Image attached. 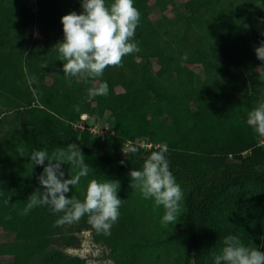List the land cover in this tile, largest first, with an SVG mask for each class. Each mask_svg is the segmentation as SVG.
<instances>
[{
    "label": "trees",
    "instance_id": "1",
    "mask_svg": "<svg viewBox=\"0 0 264 264\" xmlns=\"http://www.w3.org/2000/svg\"><path fill=\"white\" fill-rule=\"evenodd\" d=\"M134 6L140 51L97 80L69 79L57 50L60 19L79 14L81 0H0V237L19 244L7 264H86L63 251L77 248L85 231L114 264H211L228 234L264 251V135L248 120L264 105V61L255 54L264 44L255 29L264 0ZM102 81L108 94L89 96ZM82 116L103 121V134L79 129ZM69 143L90 172L67 196L83 200L91 179L119 182L120 216L107 235L87 215L57 224L61 214L47 206L23 214L42 190L43 166L31 165L30 154L58 155ZM161 148L184 194L176 225L162 224L164 209L130 187L129 171ZM62 167L65 178L77 171Z\"/></svg>",
    "mask_w": 264,
    "mask_h": 264
},
{
    "label": "clouds",
    "instance_id": "2",
    "mask_svg": "<svg viewBox=\"0 0 264 264\" xmlns=\"http://www.w3.org/2000/svg\"><path fill=\"white\" fill-rule=\"evenodd\" d=\"M81 8L79 14L72 11L60 19L63 40L57 44V50L62 73L69 79H99L106 67L119 66L125 56L140 51L135 35L141 14L134 0H111L110 3L108 0H81ZM255 54L264 61V44ZM108 91L107 82L102 81L88 94L106 96ZM248 120L256 133L264 135V105L251 110ZM165 153L164 148L153 151L143 160L141 169L130 170V187L138 189L142 198L151 200L154 207L164 209L162 224L176 225L184 194ZM29 159L31 165L43 166L37 177L42 190L27 199L23 214L34 207L47 206L53 214H61L57 224L77 222L87 215L98 231L109 234L120 216L122 201L117 194L118 181L91 179L84 199L80 200L66 195L90 172L76 143H69L58 155L50 156L46 149L34 150ZM65 164L77 170L74 175L68 174V178L62 167ZM211 264H264V251L253 245L246 246L238 235L228 234L223 238V247L213 254Z\"/></svg>",
    "mask_w": 264,
    "mask_h": 264
},
{
    "label": "rangeland",
    "instance_id": "3",
    "mask_svg": "<svg viewBox=\"0 0 264 264\" xmlns=\"http://www.w3.org/2000/svg\"><path fill=\"white\" fill-rule=\"evenodd\" d=\"M150 1V0H148ZM180 2L183 0H179ZM166 14H169L171 11V8L168 7L166 9L162 10ZM255 29L264 36V20L258 23L255 26ZM157 75H161L163 71L161 69H156ZM97 80V79H95ZM198 123H202L204 121V115L203 114H196L195 116ZM77 126L81 125L82 128H79L81 130L85 129L88 130L92 135H101L103 134L104 127H103V121H100L98 123H92L90 120L86 118V116H82L80 118V121L76 124ZM264 143V141H263ZM8 235H1L0 237V264H7L9 262L10 254L8 250L14 249L16 245H19L17 242H14L10 239ZM80 238V244L77 248L71 249H63V251L68 255L78 256L81 258H84L86 260V264H114L111 259L108 258V249L101 245L94 243L91 240L90 232L85 231L82 234L79 235ZM13 243V245L8 244ZM5 244H8L7 246ZM6 246V250L3 252L4 246Z\"/></svg>",
    "mask_w": 264,
    "mask_h": 264
},
{
    "label": "built area",
    "instance_id": "4",
    "mask_svg": "<svg viewBox=\"0 0 264 264\" xmlns=\"http://www.w3.org/2000/svg\"><path fill=\"white\" fill-rule=\"evenodd\" d=\"M78 128H82V126L81 125H79V126H77Z\"/></svg>",
    "mask_w": 264,
    "mask_h": 264
}]
</instances>
